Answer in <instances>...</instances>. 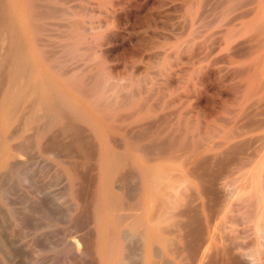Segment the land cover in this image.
Instances as JSON below:
<instances>
[{"label": "bare ground", "instance_id": "1", "mask_svg": "<svg viewBox=\"0 0 264 264\" xmlns=\"http://www.w3.org/2000/svg\"><path fill=\"white\" fill-rule=\"evenodd\" d=\"M131 1L0 0V199L4 197L2 188L7 185L5 183V187L2 186V183L7 181L2 177L9 173L15 175L19 182L24 183L27 180L26 173L31 167L29 164V161L31 162L30 153L32 150H37L40 154H50L54 159L58 160L57 158H59L58 161L68 164L75 160L88 162L89 167L93 171L95 170L96 179L93 182L91 179L89 180H91L93 185L94 181H96L97 195L91 211L94 223L99 227L101 233L100 246L94 245V255L97 258V264H124L123 258L127 257L126 259L128 260L129 255L124 256V247L121 241H126V235L134 236L135 234H139L141 237L139 238L141 239V248L139 247L140 245L138 246L141 249V255L138 251L136 252L142 259L141 264H236L238 257L236 258L235 256L238 254L236 250L239 246L236 247V242H234L238 235H234L235 229L231 228V224L234 223V221H231L233 212L238 213V217L240 216L241 218L245 214L250 216L247 219L253 222L254 238H251L252 240L249 239L252 243H249L248 247L251 244L253 247L255 244V253L254 251L253 253L259 255L261 251H259L260 248L258 249V246H261L262 242L260 244L258 239L264 240V185H262L264 182L260 179L264 160L261 161L260 165L253 166H255L254 160L256 161V157L264 151V118H262L264 116V107H261L264 106L262 102L264 101V94L254 99L255 94L253 92L255 90H263L264 82L261 83V80L256 79V72L253 71L254 74L251 78L253 76L255 78L252 80L259 81L257 86L254 85L256 89L253 90V83H250L252 80L249 78V74L251 76L250 68L246 66L245 69L243 68L244 71L241 72L244 76V81L240 84L241 91H239L236 101H233L232 108L227 106L230 109L226 112V108L223 107L225 109L223 112H226L223 118L221 115V118L216 115L217 118L215 116L214 119L211 117L213 114L208 116L211 119L206 118L203 111L206 108L201 109L203 104L200 107V102H192V99L187 94L189 92L194 93L200 86L199 83L191 82L186 87V93L178 92V86L173 87L174 81L171 82L169 80L170 76L174 74L169 75V78L163 68H157L160 61L156 54L150 55L148 58L152 66L157 68V72L154 71V73L150 71V64H148L149 69L147 70H134L133 64L126 63V59H123L118 54H113L112 49L114 47L122 46L121 43L124 38L122 18L124 23L129 20L128 12ZM204 1L207 2V0ZM208 3L206 4L210 6ZM203 4L206 5L205 2ZM204 5L203 8L205 9L206 6L204 7ZM210 9L212 10V8ZM20 11L25 13L27 21L31 19L36 21L35 18L38 21V25H36L37 23L35 25L32 23V26H35V30H38L37 33L39 32L40 35V41L38 40L40 43L36 50L34 46H30V41L24 39L21 34L20 28L22 27L19 28L17 23V16ZM199 12H201L200 16L202 17L204 14L202 12L205 11L201 10ZM231 12L233 13V9ZM261 13L260 11V15ZM200 16L199 18L198 16L196 17L202 24ZM234 16L236 15L234 14ZM131 17L135 16L132 15ZM262 17L260 16L259 18ZM225 22V26L230 24L231 27L230 17ZM261 22L260 26L258 25L257 27H260L258 30L264 35V21L262 24ZM33 28L29 27V29ZM131 28L133 27L131 26ZM197 32H200V30ZM130 33L132 32L130 31ZM234 33L235 31L233 33L232 31L227 32L224 40L225 54L223 56L225 60H223L225 62L228 61L229 64H232V61L236 62L232 60L236 53V50L233 51L236 43L233 44L231 39ZM153 34L158 36L156 33ZM148 35L146 37L143 34H139L135 38L132 35L135 40H131V38L130 41L142 45L156 44L157 38L152 34L151 36L150 34ZM209 35L211 37V34ZM207 39L203 38L205 41ZM259 39L261 37L254 41L259 43ZM200 44L204 47V44ZM256 46L263 48L264 42L262 41V43L254 47ZM213 47L212 45V49H215ZM247 49L244 47L246 52L244 54L242 52L243 55L240 58L243 56L248 58L250 52H254H249ZM200 50L202 49L200 48ZM204 54H206L204 56H208L207 51ZM237 56L238 53L236 54ZM206 57L203 58L206 59ZM216 58L211 59L215 60ZM166 59L169 60L170 55H167ZM217 59L213 62L221 63L223 61L222 58V61H217ZM262 59L261 61H264ZM189 60H191V57ZM255 60L250 61L253 62ZM228 63L226 64L228 65ZM259 63L261 67H257L256 70L259 68L264 73V66L261 65L260 61ZM124 73L128 74L129 77L125 75L128 79L123 76ZM197 75L198 72L194 73L193 80L196 79ZM243 76L240 75L238 77ZM263 77L264 75H262ZM159 78L161 83H158ZM253 99L255 103L252 102L254 101ZM147 101H154L155 104L152 103L154 106L148 105ZM145 104L147 105L146 107ZM254 105H256V108ZM218 121H222V124L218 125ZM14 122L18 124V126L14 124L18 128L14 130V126L13 131L10 129L13 133H10L9 127ZM200 124L204 128V131L201 129L202 132L198 129ZM212 128H215L216 132L209 135V130ZM257 131L259 133L256 136H258H255L256 139H253V141V133ZM12 141L17 142L11 143ZM253 143L255 147H253ZM31 154L33 156V153ZM34 155L36 156V153ZM63 157L64 160L61 159ZM53 158L50 159L52 160ZM65 158L67 159L66 161ZM36 159L38 157H35V161ZM80 164L81 166L83 165L82 163ZM70 167L65 171L67 177L68 174L76 175L73 173L75 167L72 165ZM73 167L74 169H72ZM76 167L79 168L80 166ZM88 168L86 169L88 170ZM89 170L86 172L93 173L92 170ZM8 177L7 179H9ZM93 177L92 179L95 178ZM85 178L87 177L85 176ZM88 178L90 177L88 176ZM60 179L64 180V178ZM84 179L83 181L88 180ZM79 181H76L75 184ZM67 182L68 189H70L73 181L68 178ZM27 183H31L29 182V177ZM81 184L83 188L78 185L81 188L80 191L83 189V192H88L89 190L86 191L84 189L86 186L89 187L90 181L89 185L85 183L86 186H83V183ZM65 185L62 188L63 192L66 190V187L64 188ZM93 185H91L90 190H92V187L94 188ZM208 190H217L221 193V196L217 200L215 199V204L213 201L215 207L213 210L215 212H211L208 208L210 203L207 204L208 201L206 202L205 200L207 195L204 198V193ZM21 192L23 193V191ZM12 193L14 194V192ZM36 195L38 196V194ZM14 197L18 199L17 195H14ZM22 199H24V196ZM29 199L31 197L28 200H24L25 204L29 202ZM3 200H5V197ZM20 200L21 197L19 198ZM36 200H38V197ZM40 201L42 200L40 199ZM19 203L18 206H20ZM22 203L23 200L20 204L22 205ZM29 203L28 205L30 206ZM71 203L74 204L75 202L71 201ZM145 203L147 204L146 211L147 213L149 212V217L148 215L144 217L146 218L144 219L146 224L143 226V218L137 210H139L141 204L143 206ZM42 204L40 203L39 205ZM149 208L153 215L148 210ZM0 211H2V214L4 213L3 210ZM198 212H200L205 222V230L203 233L201 232L202 234L198 240L185 243L183 241L185 237L180 240L181 238H178V235L174 236L172 227L180 222L183 225L186 222L189 224L191 219L192 221L193 219L197 220ZM3 216L5 217V214ZM244 220L250 223L246 218ZM162 222H169L168 230H171L170 234L173 237L165 238L168 230L167 226L165 228L160 226ZM190 224L193 225L192 222ZM223 224H226L227 229L223 230ZM245 225H242V227L243 230L246 229V232L250 230V225L247 227ZM140 227L142 230H139ZM201 228L200 230H202ZM243 230H240V233ZM248 232L247 234L245 233L246 236ZM11 242L14 244V241ZM91 242H93V239ZM71 244L69 242V245ZM132 250L135 251V248H132ZM180 250L181 254H179ZM85 251H88V249ZM72 254L74 255L75 253ZM130 256L132 257V255ZM250 256L252 257V255ZM85 260L87 261V259Z\"/></svg>", "mask_w": 264, "mask_h": 264}, {"label": "rangeland", "instance_id": "2", "mask_svg": "<svg viewBox=\"0 0 264 264\" xmlns=\"http://www.w3.org/2000/svg\"><path fill=\"white\" fill-rule=\"evenodd\" d=\"M200 1L201 0H132L130 2V9L128 12V19H129L128 21L129 22L127 21L126 23H124V19L122 18V24H124L123 25L124 38H123L122 43L126 44V45L123 46V44L121 43L122 46H120V47L117 46L118 48L114 47V49H112V51H113V54H118L120 57H123V59H126V61H127V62L125 61L126 63L133 64V66L135 68L134 70H137V69L139 71L147 70V69H149L148 64H150L151 73H154V71L157 72V70H156L157 68H163L168 77H169V75L174 74V75L170 76L171 78L169 77L170 78L169 80L171 82L174 81L175 85L173 83V87H176V85L178 86L177 87L179 89L178 92L180 91L182 93H186L185 92L186 87H188V85H190L191 82L199 83L200 86L196 89V91L194 93H192V92L187 93L190 96V98L192 99V102H195V101L197 103L200 102L199 103L200 107L203 104V106H202L203 108L201 107V109L203 110L204 107L206 108L203 110L204 116L206 118H208V116L209 115L211 116L212 114H213L211 116L212 118H214L216 115L219 117L221 115V117L223 118V116L226 114L228 109L232 108L234 102L236 101V99L239 96V91H241V88H240L241 85L240 84H242L243 83L242 81H244V76L241 72L244 71L246 66H249V68H250L251 76L249 74V78L251 80L255 78L254 76H253V78H251V77L254 74V72H256V74H255L256 79L258 78V80H261L260 81L261 83L264 82V81H262V80H264L263 79L264 77L262 78V75H264V73H262L263 72L262 70H259V68L261 67L259 61L261 62V65L264 66V61H261L262 58L264 59V47L263 48L257 47V46L254 47L255 45H258L259 43H262V41L264 42V35H262V33L259 32L258 29L260 27H257L258 25L260 26L261 21L262 22L264 21V7H263L264 6V0H228L227 2H226V0H207V2L203 0V1H201L202 4L204 2H205V4L208 2H209L208 4H210V6L207 4L206 5L203 4L204 7L206 6L205 9L203 8V5L201 4ZM167 2H168V4H166ZM229 3H230V5H232L234 3V5L230 6ZM261 3H262V5H261ZM198 4H200V5H198ZM227 6H228V8H227ZM201 7H202V9H201ZM262 7H263V9H262ZM210 8H212V10ZM232 9H233V13L231 12ZM201 10L205 11V12H202V13H204L203 14L204 17L202 15L203 19H201L202 18L200 16L201 12H199ZM260 11L262 12L261 15H260ZM20 13L22 14V16ZM234 14L236 16H234ZM132 15L135 17L132 18L131 17ZM196 16H198V18H199V16L201 17L200 20H202V22H201L202 24H200V21ZM258 16L259 17L263 16V17L259 18ZM228 17L231 18L232 29L230 27V24H228V25L226 24V26H225V23H227L225 21L228 20ZM17 18H18L17 23L19 24V28L22 27V28H20L22 36L24 37V39H28L30 41V46H34V49L36 50L37 46H39V43H40L39 42L40 41V35H39V32L37 33L38 30H35V26H32V23L34 25H35V23H37L36 25H38L37 19L35 18L36 21H34L32 19L27 21V17L25 15V13L22 11H20L18 13ZM22 18L24 21L21 20ZM195 21L197 22L196 24H200V25L197 26L195 24ZM222 21H224L225 23ZM130 22H131V24H130ZM193 22H194V24H193ZM262 22H261V24H262ZM235 23H236V25H235ZM203 25H204V27H203ZM232 25H234V26H232ZM131 26L133 28H131ZM241 26H242V28H241ZM29 27H32V28L34 27V28L29 29ZM125 28H126V30H125ZM263 28H264V25H263ZM37 29H38V27H37ZM246 29H248V30H246ZM261 29H262V25H261ZM261 29H260V31H262ZM199 30L201 33L197 32ZM130 31L132 33H130ZM231 31H232V33H233V31H235L234 36L231 37L232 43L233 44L236 43V44H234L236 46L233 45L235 47V48H233V51L236 50L235 51L236 53L234 52L235 54H234V57H232V60H235L236 62L237 61L238 62L234 63L232 61V64H229L227 60H226L227 62L224 61L225 58L223 55L225 54V52H224L225 51V47H224L225 41L224 40L226 37V33L231 32ZM263 31H264V29H263ZM210 32H212L213 34ZM153 33L158 34V36L153 34ZM131 34L133 35L134 38L136 37V35H139V34H143V36H146V37L149 36L148 34H150V36L152 34L158 39V41L156 39V42L157 43L159 42V43L158 44L154 43L151 45L137 44V43H134V41H130L131 38H132L131 40H135ZM209 34H211V37ZM223 35H225V36H223ZM257 35H258V37H261V39L263 38V40H261V39H259L260 41L257 40V41H259V43H256V41H254L255 39H258ZM32 38H33V40H32ZM159 38H160V40H159ZM164 38H165V41H164ZM203 38H205V40H206V38H208V39H207V41H205V40H203ZM203 41H204V43H203ZM183 43H184V46H183ZM194 43H196V44H194ZM200 43L204 44V47ZM211 43H213V44H211ZM193 44L196 46H194ZM197 45H200V46H197ZM212 45L214 46L213 48H215V49H212ZM209 46H211V47H209ZM243 46L246 47V49L248 48L247 50L249 52L254 51L253 53L250 52V55H248V58H244V56L242 58H240L246 52V50H244ZM193 47H194V50H193ZM199 47L202 50H200ZM198 48H199V50H197ZM144 50H146V51H144ZM195 51H196V53H199V52L200 53L202 52V53L196 54ZM205 51H207V55H208L207 57L204 56V55H206V54H204ZM125 52H126V54H125ZM154 52H156V53H154ZM178 52H180V53H178ZM222 52H224V53H222ZM240 52H241V54H240ZM242 52H243V54H242ZM237 53L239 56V57L237 56L238 58L236 57ZM155 54L157 57H159V61H160L159 66L157 68L152 66L151 61L148 60L150 55H155ZM173 54H174V56H172ZM167 55H170L169 60L166 59ZM201 55L203 57H206V59H204ZM193 56H195V57H193ZM190 57H191V60H189ZM192 57H193V59H192ZM216 57L220 60H218ZM202 58H203V60H202ZM211 58H216L217 61H222L223 59L224 60L221 63L215 62L216 63L215 64L213 61H216V59L212 60ZM221 58H222V60H221ZM253 59H256V60L253 62L250 61ZM182 60H184V61L186 60V61L184 62ZM209 61H211V63H209ZM146 62H147V64H146ZM212 63H214V64H212ZM226 63H228V65ZM251 64H252V66L253 65L254 66L252 67ZM202 65H204V66H202ZM174 67H176V68H174ZM257 67H259L258 70H256ZM230 68H231V70H230ZM171 69H172V71H170ZM263 70H264V68H263ZM178 71H180V72H178ZM235 71H237V73H235ZM193 72L194 73L198 72V75H197L195 80H193V78H194ZM235 74H236V76H235ZM125 75L128 76L127 73L123 74V76H125ZM233 75L235 77H237L238 79L235 78ZM237 75L238 76L242 75L243 77L239 78ZM127 76H125L126 79H128ZM125 77H123V78H125ZM159 79H158V83H161V79L160 80ZM258 80L257 81L252 80V82H250V83H253V86L251 85L253 90L256 89L254 85H256V86L258 85V82H259ZM204 83H205V85H203ZM263 85H264V83H263ZM255 91L253 92L255 94L254 99L259 97L261 94H264V89L260 90V91L258 90V91H256V93H255ZM201 102H203V103H201ZM252 102L255 103V100ZM262 102L264 104V101H262ZM146 103L148 105H151V106H154L153 104H155L154 101H147ZM146 106L147 105L145 104V107ZM227 106L230 108H228ZM252 106H253V104H252ZM223 107H225L226 110L223 109ZM254 107L256 108V105H254ZM261 107H264V106H261ZM220 108H222V109H220ZM154 110H155V108H154ZM224 110L226 112H223ZM263 110H264V108H263ZM253 112H255V111H253ZM217 116H216V118H217ZM211 117H209V118L211 119ZM254 118H256V117H254ZM262 118H264V116ZM14 124L18 126V124L16 122L12 123L11 126L9 127V131H11V130L13 131L14 126H15ZM217 124L221 125L222 121H218ZM17 126H15L14 130H16V128H18ZM199 127H201V128H199ZM199 127H198L199 130L202 129L204 131V128H202L203 127L202 124H200ZM202 130L200 132H202ZM12 131L10 133H13ZM215 132H216V129L212 128L211 130H209V135H211ZM258 133L259 132L257 131V132L253 133L254 135L252 134L253 135L252 140L256 139V137L258 136V135L256 136V134H258ZM14 142H17V141H14ZM14 142L12 141L11 143H14ZM253 147H255L254 143H253ZM31 153H33L34 157L32 156ZM31 153H30V157H29V158H31V162L35 161V157L36 158L38 157V159H36V161L34 163L32 162L33 165L29 161V164L31 165V167H29V170L26 173L27 174V180H25V181L23 180L24 183L19 182V180L16 178L15 175H12L9 173H7L5 175V177L4 176L2 177V178L7 180L5 182L3 181L4 183H2V186L7 184L6 187L4 186L5 188H2V193L4 194L5 200H7V202L8 201L9 202L8 203L5 202V200H3L4 197H2L0 199V210H3V212H4L2 214V211H0V214H1L0 215V228H2V229H0V237H1L0 238V249H1L0 250V264H78V263L79 264H86V262H87V264L88 263L89 264L90 263L91 264H93V263L97 264V258L94 255L95 254L94 247L100 246V243H101L100 235H101V233H100L99 227L94 223L95 221L92 218V211H91L93 203H94L96 195H97L96 181H94V185L92 183L93 180L96 179L95 170L93 171V169L91 167H89L88 162H83V161H78V160L76 161L75 159H73L77 163L80 162L83 165L81 166L80 163L77 164L75 161H73L72 163L70 162L68 164L65 162L58 161L59 158H57L58 160H56V158L54 159L53 156L52 157L50 156V154L49 155L47 153H45V154L41 153L40 154L37 152V150H32ZM35 153H36V156L34 155ZM31 156L34 158V160ZM263 156H264V151L258 157H256V161L254 160L255 166H253V167L260 165L261 161L264 160ZM40 158H42L44 160H42ZM50 158H53L54 160L52 159L53 160L52 161ZM61 159L64 160V157ZM66 160L67 159L65 158V161ZM69 161H71V160H69ZM74 162L76 163V165H74L75 164ZM61 163L64 165H62ZM71 165L75 167L76 171L73 170V173H75L77 176L74 174H70V175L68 174V177H67L65 171H67V169ZM76 166H80V167L77 168ZM87 166L91 169L89 170V168ZM51 167H53V168H51ZM74 167L72 169H74ZM86 168H88L89 171L92 170L93 173L86 172V171H88ZM43 171H44V173H43ZM60 173H62V174H60ZM77 173H79L80 176H78L79 174H77ZM82 173H83V175H81ZM88 173H89V175H88ZM261 173L262 174H260L261 175L260 179L262 180V182H264V166H262ZM63 174H65L66 176ZM59 175H63L64 177L59 176ZM87 175L90 178H88ZM91 175H92V177H93V175H95L94 176L95 178L93 177L94 179H92ZM85 176L87 178H85ZM7 177L9 179H7ZM12 177H14V178H12ZM28 177H29V182H31V183H27ZM72 177H74V178H72ZM79 177H81V178L79 179ZM59 178H62V179L64 178V180H61V179L59 180ZM68 178H70L71 181H73V184L75 185L74 186L72 184L70 189H68V186H67L68 185L67 184ZM84 178L88 179V180L86 181ZM13 179H14V181H12ZM30 179H31V181H30ZM83 179L85 181H83ZM89 179H91L92 182ZM75 180L76 181L81 180V181H79V182H77V184H75L76 183ZM89 181H90V185H89ZM80 182L83 183V186L85 185V183H86V185H89V187L85 185L86 187L84 189L86 191L89 190L88 192H85V191L83 192V189H82V191H80L81 188L79 186L82 187V184ZM12 183H14V184H12ZM20 184H22L24 186H21ZM29 184H31V185L33 184V185L31 186ZM9 185H11V186H9ZM63 185H65L64 188L66 187L65 192H63L64 190L62 189ZM91 185L94 186V188L93 187L91 188L92 190H90ZM262 185H264V183ZM7 187L10 189H8ZM33 188H35L34 191H33ZM87 188H89V189H87ZM263 188H264V186H263ZM73 189H76V190H73ZM6 191H7V193H6ZM21 191H23V193H25V194H23ZM39 191H40V193H39ZM90 191H91V193H90ZM12 192H14V194ZM15 192H17V194H15ZM62 192H63V194H62ZM263 192H264V189H263ZM36 194H38V196ZM204 194H205L204 198L207 195V197L205 199L206 202L208 201L207 204L210 203V204H208L209 210H211V212L214 211L213 210V208L215 209L214 204H215L216 200L221 196V193H219L217 190L216 191L208 190ZM14 195H17L18 199H16V197H14ZM1 196H3V195H1ZM23 196H24V199H22ZM25 196H27L26 197L27 200H28V198L31 197V199H29L30 203L28 202L30 204V206L28 205V203L25 204V202H24V200H26ZM41 196L43 197V199ZM20 197H21L20 201L22 202V200H23L22 205L20 204L21 202L19 201ZM37 197H38V200H36ZM40 199L42 201H40ZM11 201H12V203H11ZM71 201L75 202L76 204L71 203ZM213 201H214V204H213ZM32 202H33V204H32ZM5 203H6V205H4ZM18 203L20 206H18ZM34 203H35V205L37 204L38 206L37 205L35 206ZM40 203L41 204L43 203L44 206H43V204L39 205ZM27 205H28V207H27ZM146 207H147L146 203L143 206L141 204L139 210H137V212L143 218L142 219L143 226H145V224H146V222L144 220L146 218H144V217H146L147 215L149 217V212L147 213ZM11 209H12V212H11ZM71 209L73 210L72 212H71ZM148 210L150 211V208ZM13 211H15L16 214L13 213ZM22 213H23V215H22ZM151 213L153 215V212H151ZM4 214H5V217L3 216ZM197 214H198V218H197V220L193 219L194 222L191 219V220H189V224H187L188 222H186L187 225L182 222L184 225L183 226L180 222V223H178V225L173 226L172 230L174 232H172V233H174V236L178 235V238H181L180 240H183V238L185 237L184 238L185 240H183V241H185V243L187 241H188L187 243H191L194 240L195 241L198 240V238L201 236V234L205 230V222H204L203 217L200 215V212H198ZM238 215H239L238 213L233 212V218L236 217L237 219L232 218V220H231V221H234V223L231 224L232 225L231 228L233 227V230L235 229L234 235L239 236V237L237 236V239L234 238V239H236V240H234V242H236V247L239 246V248L236 250L237 251L236 253H238V254L235 253L236 254L235 257L236 258L238 257L236 259L237 260L236 264H240V262H241V264H244V263L245 264H264V252H262V250H264V249H261V248H264V247H262V246H264L263 245L264 240H262L261 238L258 239V241H260V244L262 242V245L258 246V249L260 248L259 251H261V252L259 255H255L254 254L255 253V251H254L255 250V244L253 245V247L251 246L252 244L248 247L249 243H252V241H250V240H252L251 238H254L253 222H251V221H249V219H247V217L250 218V216H248L247 214H245V216L242 215V216H244L243 218H241L240 216L238 217ZM199 217H201V218H199ZM3 218H5L6 221ZM244 218H246V220L249 221L250 223L246 222L244 220ZM2 220H4V221H2ZM90 222H91V224H90ZM191 222L193 223V225L190 224ZM179 224H181V225H179ZM236 224H237V226H236ZM244 224H246L245 225L246 227L248 225H250V227H249L250 230H248L249 232L248 231L245 232L246 229L243 230L242 225H244ZM168 225H169V222L168 223L162 222L160 224V226L163 228H165L167 226L166 227L167 230L169 229ZM189 225H192V226H189ZM6 226H7V228H6ZM146 226H148V225H146ZM180 226H182V228H180ZM225 226H226V224H223V230H225V228L227 229V226L226 227ZM234 226H235V228H234ZM87 227H88V229H87ZM246 227H244V228H246ZM200 228L202 230H200ZM228 228H229V225H228ZM174 229L176 230V233H175ZM178 229L180 232L178 231ZM139 230H142L141 227L139 228ZM196 230L198 233L196 232ZM240 230H243V231L240 233ZM168 231H169V233H168ZM168 231H167V235L165 236V238H167V239L173 237V235L170 234L171 230H168ZM183 231H184V233H183ZM192 232H194V233H192ZM236 232H237V234H236ZM243 232H244V234H243ZM247 232H248V235L250 233L252 235L250 234L249 237H248V235L246 236L245 233L247 234ZM195 234H196V236H195ZM190 235L191 236L193 235V236L191 237ZM244 236H245V239H244ZM14 237H15V239H13ZM132 237H134V238H132ZM195 237H196V239H195ZM247 237H248V240H247ZM125 238H126L127 242L125 240L121 241V243L123 244V247H124L123 248V250H124L123 254H124V256L125 255L126 256L129 255V256H128V260L126 259L127 257L125 259L123 258V263L124 264H136V263L141 264L142 259L139 256V254L141 255V249H139V247L141 248V245H140L141 239H139L141 237L139 236V234L138 235L135 234L134 236L126 235ZM92 239H93V242H91ZM3 240H4V242L6 241L5 244H4ZM7 240L10 242H8ZM88 240H89V243H88ZM11 241H14V244ZM244 241L248 242V243H245ZM2 242H3V244H2ZM69 242H70V244L71 243L72 244L69 245ZM7 243H8V245H7ZM86 243H88V245H86ZM130 243L132 246L129 245ZM124 245H126V246H124ZM81 246H82L83 251H85L86 249H88V251L83 252L82 249L80 250ZM129 246H130V248H128ZM3 247H5V248H3ZM88 247H90L91 250H89L90 248H88ZM9 248H11V250H13V251L9 250ZM132 248L133 249L135 248V251L132 250ZM238 250H240V251H238ZM5 251H7V252L5 253ZM89 251H91V252H89ZM137 251L139 254L136 253ZM253 251H254V253H253ZM125 252H127V253H125ZM239 252H241V253H239ZM72 253H75V254L73 255ZM181 253L182 252L180 250L179 254H181ZM261 253H262V255H261ZM85 254H87V255L89 254V255L87 256ZM248 254L252 255V257ZM130 255H132V257ZM70 256H72V257L70 258ZM135 256H137V257H135ZM85 259H87V261ZM73 261H75V262L73 263ZM76 261H77V263H76ZM91 261H93V262H91Z\"/></svg>", "mask_w": 264, "mask_h": 264}]
</instances>
